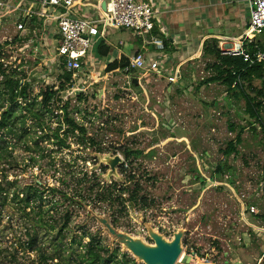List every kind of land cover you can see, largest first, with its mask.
<instances>
[{
	"label": "rangeland",
	"instance_id": "rangeland-1",
	"mask_svg": "<svg viewBox=\"0 0 264 264\" xmlns=\"http://www.w3.org/2000/svg\"><path fill=\"white\" fill-rule=\"evenodd\" d=\"M17 17L0 28L5 66L29 70L22 85L37 102L45 87L57 91L65 83L61 94L65 103L67 97L70 100L69 117L84 126L86 134L83 145L79 132L69 134V149L55 145L54 139L43 140L52 137L59 125L60 137L65 138L64 112L55 109L44 111L49 129L43 133L32 130L23 141L14 135L1 139L4 132L0 133V140L9 143L7 157L0 159V264H88L81 257L93 238L107 250L102 252L104 258L117 251L109 264H143L113 242L89 210L105 216L118 231L149 244L153 241L148 226L168 240L183 230L184 249L177 264H264V109L260 124L245 114L243 97L232 96L227 105L226 87L206 83L215 75L209 56L182 66V85L150 74L134 86L131 76L107 74L105 69L115 58L139 51L135 36L124 30L108 35L104 44L110 55L105 61L95 55L99 63L90 78L79 74L69 84L62 72L48 73L49 61L42 63L41 47L15 41ZM253 40L263 42L264 37ZM223 42L217 40L219 48ZM4 86L0 75V91ZM262 88L255 81L251 87L246 84L245 92L262 101L258 95ZM239 134L242 143L236 153L225 154ZM37 144L43 153L37 152ZM5 146L0 142V154ZM125 149L142 154L127 159ZM117 155L124 160L119 176L108 178L105 160ZM84 174L87 180L81 182ZM95 182L104 189L112 184L127 189L122 195L125 202L99 203L97 189L88 194ZM29 187L44 194L42 202L32 200L27 207L20 199ZM133 195L136 201H127ZM188 257L190 263L184 262Z\"/></svg>",
	"mask_w": 264,
	"mask_h": 264
},
{
	"label": "built area",
	"instance_id": "built-area-1",
	"mask_svg": "<svg viewBox=\"0 0 264 264\" xmlns=\"http://www.w3.org/2000/svg\"><path fill=\"white\" fill-rule=\"evenodd\" d=\"M242 1L250 8L249 29L244 39L230 47L224 44L222 54L242 57L246 63H260L264 68V49L257 51L254 56L247 51V44L254 41L253 37L264 34V0ZM27 2L31 8H23ZM78 2L79 0H19L15 4L14 0H0V28L5 26L7 19L14 13H21L15 24L18 33L15 41H28L33 46L35 44L36 49L41 47L42 63L49 61L48 73L72 74L69 84L79 74L90 78L97 67L95 55L98 54L99 46L111 32L125 30L141 39L142 46L153 47L154 50L151 53L137 52L127 57L129 65L123 74L131 76L133 80L156 74L166 79L170 85L183 84L182 65L175 68L170 66L171 57L166 53L168 47L163 38L165 33H154L155 28L161 24L160 16L164 13L158 8L157 0H105L106 10L99 7L91 14L83 11L82 15ZM0 45V55L4 56L5 46ZM0 62L4 63V59L0 58ZM6 68L10 67L4 65V69ZM86 80H81L78 85H83ZM78 85L74 84V87L79 93H83ZM250 211L255 214L256 208L251 207Z\"/></svg>",
	"mask_w": 264,
	"mask_h": 264
},
{
	"label": "trees",
	"instance_id": "trees-1",
	"mask_svg": "<svg viewBox=\"0 0 264 264\" xmlns=\"http://www.w3.org/2000/svg\"><path fill=\"white\" fill-rule=\"evenodd\" d=\"M159 32L158 27L155 28L154 33L157 34ZM264 37V34L259 36ZM139 45L142 46V40L138 39ZM209 42H205L203 47V55L212 57L214 62L209 67L215 75L212 76L206 83H217L226 87V104L229 103L230 97H243L246 101L245 114L248 115L249 119H254L255 122L261 121L260 112L264 109V68L263 64L254 62V63H246L242 57H234L230 55H223L221 50L217 45V40H208ZM167 46V43H166ZM0 45V50H1ZM264 49V41H256L255 43H251L247 45V51L254 56L257 51ZM110 49L104 43L99 46L98 54L105 58L109 55ZM1 59H5V55H0ZM4 63L0 62V75L4 78V89L0 91V133L4 132L1 139L4 137H9L14 135L18 140L23 141L33 130L34 133L45 132L46 129H49L46 122L43 120L44 111L51 112L53 109L56 111L64 112V124L67 126V130L65 133V138L60 137V131H62V126L59 125L58 128L54 131L53 136H43L41 137L43 140L50 141L54 139L55 145L62 147L64 149H69L70 146L67 144V139L69 134L75 135L79 132L81 137V144L85 143L84 136L86 134V128L84 126H80L74 119L69 117L68 114V106L70 100L68 97L66 98V103L62 99V92L65 91V83L61 84L59 90L54 91L51 87H45L41 93L42 100L41 102H37L38 98L34 100L29 98L28 86L22 85V81H27L30 72L29 70L24 69L22 66L17 67L16 69L6 68L4 69ZM129 65V60L126 56H120L117 60L110 63L105 72L107 74H114L117 72H124ZM10 69V72H7ZM21 69V70H18ZM208 69V68H207ZM32 71V70H31ZM66 79L67 83H70L72 79V74L66 73L63 75ZM255 81H260L262 83L263 88L259 91L258 95L261 96L262 101H258L255 98L246 94V84L249 87ZM140 80H138V85L140 86ZM253 91H256L252 88ZM39 97V96H38ZM22 100L23 103L20 104L19 100ZM39 106V109L36 107ZM231 107V104H230ZM248 119V121H249ZM253 127V130H257L255 128L254 123L249 121ZM33 123V124H30ZM264 133V125L261 127ZM5 141V140H4ZM3 142L6 144L4 148L1 149L0 159L7 157V147L9 143ZM37 143V141L35 142ZM242 143L241 134H239L235 141L229 143L228 149L225 151V154L231 155L232 153H236V148ZM38 145V144H37ZM39 146V145H38ZM27 151H31V148L27 147ZM37 152H44L42 148L37 150ZM123 154L127 159L134 157L138 158L141 156V151H132L130 149H125ZM34 158H32L33 160ZM263 172H264V164H263ZM264 177V175H263ZM87 174H84L83 180L81 182H86ZM98 182V181H97ZM117 184H112L111 187L104 189L101 187L100 183H94L92 187L89 189V195L95 189H97L96 197L99 200V203L110 202L111 204L116 201L123 204L125 199L123 198V194L127 193V189L120 188L117 189ZM102 190V192H101ZM33 192V193H32ZM25 193V198L20 199L19 195L16 196L20 199V202L25 203L27 207H30V203L32 200L43 201L44 191H40L38 189H34L32 187L27 188ZM77 197H81L78 195ZM85 199V198H81ZM133 200H127L130 202H135L137 198L132 196ZM145 202V201H143ZM81 205V204H79ZM147 207L146 203L144 205ZM69 221V217H66L65 225L67 226ZM107 251L99 242L93 241L90 242L88 247V252L86 256H82V260L87 262L88 264H109L112 260L116 258L117 251L110 254L109 258H104L102 252ZM110 252V250H109ZM126 257V256H124ZM104 260V263H102ZM127 262V261H126Z\"/></svg>",
	"mask_w": 264,
	"mask_h": 264
},
{
	"label": "crops",
	"instance_id": "crops-1",
	"mask_svg": "<svg viewBox=\"0 0 264 264\" xmlns=\"http://www.w3.org/2000/svg\"><path fill=\"white\" fill-rule=\"evenodd\" d=\"M15 1L19 2L14 0V3ZM157 2L158 8L164 12L160 16L161 24L158 29L162 34L165 33L163 38L167 43L166 53L171 57L172 68L188 63L193 66L192 62L201 59L207 40L216 39L220 43L226 40L222 45L230 47L231 44L244 39L249 29L250 8L242 0H157ZM104 3L105 0H79L77 4L82 15L83 11L91 14L97 8H102ZM23 8H31V5L27 2ZM20 14L14 13L18 17ZM136 39L138 44L135 46L139 49L137 52L151 53L154 50L153 47L139 45L138 38ZM255 42L254 40L252 43ZM249 44L251 43L247 45ZM219 49L222 52V46ZM108 56L101 57V61L107 60Z\"/></svg>",
	"mask_w": 264,
	"mask_h": 264
},
{
	"label": "water",
	"instance_id": "water-1",
	"mask_svg": "<svg viewBox=\"0 0 264 264\" xmlns=\"http://www.w3.org/2000/svg\"><path fill=\"white\" fill-rule=\"evenodd\" d=\"M106 10V2L102 6ZM138 85V80L133 82ZM107 166L110 167L108 178L118 177V167L123 165L124 160L120 155L115 157H107L105 160ZM88 209V207H86ZM91 216L108 232L113 242L121 245L124 251L131 252L138 262L143 264H177L183 254L184 231L179 230L168 240L162 234L156 232L151 226L147 227V231L153 244L143 241L141 238H135L129 234L118 231L110 221L102 215L89 210ZM188 257L184 262L190 263ZM104 263V260H102Z\"/></svg>",
	"mask_w": 264,
	"mask_h": 264
}]
</instances>
